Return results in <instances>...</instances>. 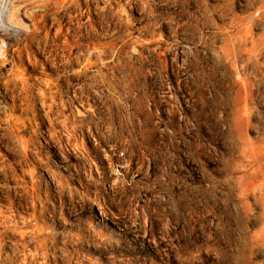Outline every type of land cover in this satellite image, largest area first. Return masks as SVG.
<instances>
[{"label": "rangeland", "instance_id": "obj_1", "mask_svg": "<svg viewBox=\"0 0 264 264\" xmlns=\"http://www.w3.org/2000/svg\"><path fill=\"white\" fill-rule=\"evenodd\" d=\"M21 8L0 35V264H264V0Z\"/></svg>", "mask_w": 264, "mask_h": 264}, {"label": "bare ground", "instance_id": "obj_2", "mask_svg": "<svg viewBox=\"0 0 264 264\" xmlns=\"http://www.w3.org/2000/svg\"><path fill=\"white\" fill-rule=\"evenodd\" d=\"M28 1H32V2H34V5L35 4H37V6L41 3V2H43V1H51V0H0V35L4 38L7 34H5V31H8V29L9 28H13V29H15V30H22V28L21 27H19L18 26V21H17V19L19 18H17V15H19L18 14V11L19 10H21L22 8H21V6L22 5H24L25 4V2H28ZM62 1V0H61ZM68 1V0H67ZM76 1V0H75ZM70 2V1H69ZM54 5H55V3H54ZM60 5V4H59ZM65 5V4H64ZM73 5V4H72ZM97 10V9H96ZM103 10V9H102ZM108 12V11H107ZM102 14V13H101ZM101 16V15H100ZM102 18V17H101ZM109 21V20H108ZM113 22V21H112ZM108 24V23H107ZM113 26V25H112ZM12 29V30H13ZM10 30V29H9ZM2 46H3V44H2ZM5 47V46H4ZM3 47V48H4ZM109 47V46H108ZM79 52V51H78ZM0 54L2 55V50H0ZM107 55V54H106ZM83 57V56H82ZM111 57V56H110ZM93 58V57H92ZM91 58V59H92ZM66 60V59H65ZM69 61V60H68ZM86 61V60H85ZM89 61V60H88ZM27 62L31 65V64H33L34 66H36V63H31V59L29 58V57H27ZM72 62V61H71ZM82 62V61H81ZM113 62V61H112ZM86 63H88V62H86ZM90 64L92 65V66H94L91 62H90ZM64 66V65H63ZM68 65H66V67H67ZM70 66V65H69ZM86 67V66H88V65H83V67ZM90 67V66H89ZM63 68V67H62ZM104 68H106V67H104ZM96 69V68H95ZM109 69V68H108ZM77 70V69H76ZM96 70H99V68L98 69H96ZM95 70V71H96ZM81 71V70H80ZM83 71H84V69H83ZM94 71V70H93ZM94 71V72H95ZM110 71V70H109ZM79 73V72H78ZM97 73V72H96ZM96 73H94V74H96ZM98 73H99V71H98ZM81 74H82V71H81ZM83 74H84V72H83ZM93 74V75H94ZM96 76V75H95ZM94 79V78H93ZM97 79V78H96ZM111 81V80H110ZM7 82V81H6ZM93 82V81H92ZM82 84V83H81ZM87 86V85H86ZM47 88L49 87V85H47L46 86ZM45 95V94H44ZM48 95V94H47ZM46 98V97H45ZM10 99V98H9ZM82 112V111H81ZM80 111H78L77 110V115L78 116H80V115H82V113H81ZM49 121V120H48ZM50 127V126H49ZM49 133V132H48ZM50 135V134H49ZM51 139H52V137H51ZM51 139H50V141H51ZM69 139V138H68ZM53 141V140H52ZM57 141V140H56ZM54 142V141H53ZM69 142H70V140H69ZM44 143L46 144V141H44ZM78 143V142H77ZM54 144V143H53ZM57 144V143H56ZM62 144V143H61ZM70 145V144H69ZM68 145V146H69ZM75 145V144H74ZM62 146V145H61ZM64 146V145H63ZM72 146V145H71ZM49 147V146H48ZM73 148L71 149L72 150V153L74 154L75 152H79V150H81V148H79L78 146H72ZM64 148V147H63ZM53 149H55V151L57 152V153H59V162L61 161V162H67V157H66V155L63 153V149L61 150V149H59V148H56L55 147V145H54V147H53ZM70 151V150H69ZM82 151V150H81ZM80 151V152H81ZM82 153V152H81ZM80 154V153H79ZM83 154V153H82ZM72 155V154H71ZM84 155V154H83ZM76 156H74V158H75ZM50 179H51V176L49 177Z\"/></svg>", "mask_w": 264, "mask_h": 264}]
</instances>
